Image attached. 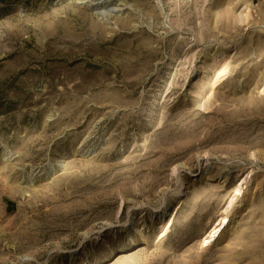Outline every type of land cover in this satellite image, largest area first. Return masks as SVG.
Instances as JSON below:
<instances>
[{
  "label": "rangeland",
  "instance_id": "1",
  "mask_svg": "<svg viewBox=\"0 0 264 264\" xmlns=\"http://www.w3.org/2000/svg\"><path fill=\"white\" fill-rule=\"evenodd\" d=\"M0 264H264V0H0Z\"/></svg>",
  "mask_w": 264,
  "mask_h": 264
},
{
  "label": "bare ground",
  "instance_id": "2",
  "mask_svg": "<svg viewBox=\"0 0 264 264\" xmlns=\"http://www.w3.org/2000/svg\"><path fill=\"white\" fill-rule=\"evenodd\" d=\"M225 220V219H224ZM226 221V220H225ZM223 223H224V221H223Z\"/></svg>",
  "mask_w": 264,
  "mask_h": 264
}]
</instances>
